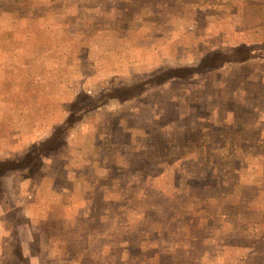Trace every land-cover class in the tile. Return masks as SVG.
<instances>
[{"label":"rangeland","instance_id":"rangeland-1","mask_svg":"<svg viewBox=\"0 0 264 264\" xmlns=\"http://www.w3.org/2000/svg\"><path fill=\"white\" fill-rule=\"evenodd\" d=\"M257 178L264 0H0V264H264Z\"/></svg>","mask_w":264,"mask_h":264},{"label":"trees","instance_id":"trees-1","mask_svg":"<svg viewBox=\"0 0 264 264\" xmlns=\"http://www.w3.org/2000/svg\"><path fill=\"white\" fill-rule=\"evenodd\" d=\"M1 10L7 11L8 8L3 7ZM204 59L202 58V62L204 61ZM190 69H192V67H190V66L173 68L171 71H170V69H166V70H163L162 72H160V74L156 77L165 75L167 73H173L175 71L176 72L177 71H188ZM131 93L132 92L129 90L124 91L123 89H116V90H112V91L108 92V95L112 98H121L124 96H128ZM73 116H74L73 114H70L68 116V122L69 123L72 121ZM54 141H55V137L52 135L51 137H48L44 141H42L40 143V145H38V147L32 149L31 151L26 153L23 157H20L18 160H14V161L4 160L1 163L2 164L1 167H7L9 169L24 167L28 164V162L32 158L37 156L42 151L43 146H45V145L46 146H52L54 144ZM224 182L226 183V180H224ZM256 183H258L257 189L255 190V192L253 194H250V196H249V194L247 195L248 190L247 191L244 190V188H246L247 185L249 186V184L245 181L241 182L242 189H240L239 191L238 190L237 191H231V192L224 191L221 193V189H218L216 191L215 187H212L214 191L210 195V196H213V195L221 193L220 195L222 196V198L227 199V200L232 199V200H230V204H233V205L239 204L238 202L237 203L234 202L235 199H237V198L241 199L240 204L243 207H240V208L235 207L234 208L232 206L231 210H229V212L227 213L228 215L226 216V218L230 222H233L234 224L237 225L238 228L236 230H237L238 234L243 237V240L245 243L249 242L250 236L252 235V230L256 227V224H258L257 219H253L252 216L255 215L256 210H259L257 212H260L262 215L264 214V188H263L264 182H262L260 178H257L255 180H253V185H255ZM185 206H187V205L185 204ZM250 206L255 207L253 209L254 211L251 210L250 212H248V209ZM201 210L202 209H198L195 211V215H198L197 219H200V220H201V216L205 215V213H201ZM221 216H222V214H221ZM251 225H252V227H251Z\"/></svg>","mask_w":264,"mask_h":264}]
</instances>
